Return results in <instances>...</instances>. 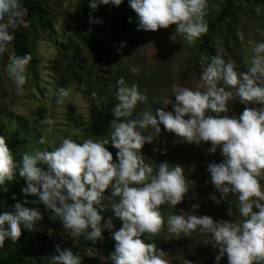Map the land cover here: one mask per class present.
I'll list each match as a JSON object with an SVG mask.
<instances>
[{
    "label": "clouds",
    "instance_id": "clouds-1",
    "mask_svg": "<svg viewBox=\"0 0 264 264\" xmlns=\"http://www.w3.org/2000/svg\"><path fill=\"white\" fill-rule=\"evenodd\" d=\"M121 3L122 0H89L88 6L95 10L99 4L118 7ZM128 3L137 14L138 31L154 32L175 25L170 39L176 41L179 35L189 45L208 32L205 16L209 0ZM256 11L259 14V8ZM26 16L22 0H0V55L9 51L15 31L29 27ZM235 35L241 42L245 40L240 30ZM216 53L210 58L201 57L202 63H208L195 88L172 85L175 100L166 102L171 111L146 109L133 117L137 104L146 103L148 97L136 84L129 85L119 78L109 139L89 138L77 143L65 137L53 150L25 151L17 161L0 136V186L18 174L26 183L21 189L24 195L38 197L36 202H17L12 211L0 212V247L5 240L18 241L22 228L31 231L43 219L38 208L24 206L42 203L52 213L50 218L59 219L72 236L95 242L107 230L115 241L109 256L112 264H169L163 250L141 238L145 233L155 235L161 231L165 223L162 205L175 208L188 193L181 165L162 162L154 169L141 152L145 144L158 140L162 125L187 144H210L209 154L219 148L222 159L208 164L207 169L219 193V197L212 195L211 199L216 205L229 203L227 215L233 217L228 197L234 196L241 218L214 220L198 213L199 204H192L189 212L197 214L168 215L167 231L187 236L198 229L207 236L203 243L218 249L214 264H220L225 256L227 264H264V186L260 183L264 179V41L252 47L246 71H238L235 62L226 61L219 49ZM31 60V54L10 56L7 79L12 81L17 96L26 94ZM131 71L135 73L137 69ZM53 95L60 104L69 90L57 87ZM236 100L245 108L239 116L229 115V103ZM43 123L53 125L54 121L48 118ZM148 129L151 132L145 134ZM38 143L44 144L45 140L41 138ZM109 144L118 150L115 162L106 147ZM106 190L109 195H105ZM109 207L121 222L118 229L112 218L102 216ZM50 260L51 264H81L79 254L59 244Z\"/></svg>",
    "mask_w": 264,
    "mask_h": 264
},
{
    "label": "rangeland",
    "instance_id": "rangeland-1",
    "mask_svg": "<svg viewBox=\"0 0 264 264\" xmlns=\"http://www.w3.org/2000/svg\"><path fill=\"white\" fill-rule=\"evenodd\" d=\"M42 1L44 12L28 37L32 62L28 65L24 96H17L12 81L7 79L10 56L14 54L12 45H9L7 53L0 55V122L6 126L8 133L19 131L20 141L12 153L15 160H20L25 151H51L65 137L77 143L89 138L109 139V126L114 119L111 109L117 103L116 81L121 77L129 85L136 84L148 97L146 103L137 104L133 117L146 109L167 108L171 111V105L166 102L175 100L172 85L195 88L200 82L202 68L208 63L207 60L201 62L202 56L210 58L219 49L226 61L235 62L238 71H246L250 66L252 47L256 42L264 41V0H231L233 19H226L210 33V52L204 54L197 52L200 38L193 45L179 35L176 41L169 38L162 42L164 33L168 32L170 37L173 35L175 25L154 32L138 31L137 14L130 8L128 0H122L118 7L99 4L95 10L90 8L88 13L82 11L81 0ZM224 3L225 0H209L205 16L208 24L218 16ZM237 29L245 36L243 42L235 35ZM193 61L199 72L197 74L188 69ZM132 68L137 71L133 73ZM57 87L69 90V95L60 104L56 103L53 95ZM106 92L109 98L107 107H96L101 94ZM229 106V115L236 116L245 108L238 100L230 102ZM48 118L54 121L53 125L43 123ZM150 132L151 129H148L145 134ZM41 138L45 140L44 144L38 143ZM106 147L115 162L118 150L110 144ZM209 147L208 143L199 146L187 144L182 138L165 131L161 125L158 140L145 144L141 149L145 162L154 169L162 162L179 164L184 168L188 186L184 201L175 208L162 205L161 214L165 223L161 231L155 235L145 233L141 237L146 243H154L163 250L169 264H214L218 249L203 243L207 236L198 229L187 236L183 233L170 234L166 223L168 215L197 214L189 211L192 204H199L198 213L214 220L241 219L234 196L228 197L233 217L227 215L229 203L222 201L216 205L211 199L212 195L219 197V193L210 182L208 164L218 163L222 157L219 148L215 154H209ZM23 182L24 188V179ZM260 183L264 186V179ZM109 194L106 190L105 195ZM27 198L30 202L38 201L37 196L29 195ZM24 206L38 208L43 216L31 231L21 230L27 237L39 235L45 238L46 251L39 264H51L50 257L55 255L57 244L61 248L70 247L79 254L81 264H112L109 256L114 251L115 241L107 230L102 233V239L95 242L85 240L82 236H72L62 227L59 219H51L52 213L46 211L42 203ZM102 216L112 218L117 229L121 226L110 207ZM8 247L9 241L5 240L0 251ZM225 259L226 256L220 264H224Z\"/></svg>",
    "mask_w": 264,
    "mask_h": 264
},
{
    "label": "trees",
    "instance_id": "trees-1",
    "mask_svg": "<svg viewBox=\"0 0 264 264\" xmlns=\"http://www.w3.org/2000/svg\"><path fill=\"white\" fill-rule=\"evenodd\" d=\"M88 3L89 0H81L80 7L84 13L89 12L90 7L88 6ZM22 5L25 9H27L26 19L30 22V25L28 28H21L20 30L15 31L14 43L11 44L13 53L20 56L29 54L28 37L30 30L35 23L39 22V18L44 12L43 9L45 4L42 0H22ZM232 15L233 7L231 0H225L218 16L208 24V32L200 37L201 43L199 44V50L197 51L199 54L210 52V33L219 27L226 19H233ZM169 38L170 36L168 32H166L162 36L161 40L164 42L169 40ZM189 64V71L195 74L199 73L194 61ZM106 94L107 92L105 94H101L96 107H107L109 98ZM18 134V130L8 133L6 131V126L0 122V136L5 138L12 153L20 141ZM23 183V178L19 177L17 174L13 181L6 182L4 186H0V212L12 211L15 203L20 202L23 204L25 200H28L27 196H25L21 191ZM45 241L46 240L43 236L38 235L35 237H27L26 234L21 232V236L18 241L14 243L9 241L8 249L0 251V264H39L46 251ZM223 263L227 264V260L225 259Z\"/></svg>",
    "mask_w": 264,
    "mask_h": 264
}]
</instances>
